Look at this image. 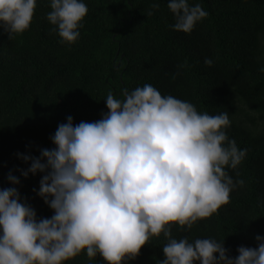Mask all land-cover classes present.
<instances>
[{"label": "trees", "instance_id": "obj_1", "mask_svg": "<svg viewBox=\"0 0 264 264\" xmlns=\"http://www.w3.org/2000/svg\"><path fill=\"white\" fill-rule=\"evenodd\" d=\"M83 2L88 13L72 44L62 43L47 20L49 0H36L22 34L9 38L0 28V190L17 188L38 221L50 219L54 210L37 195L46 173L25 178L19 170L31 160L17 154L40 158L42 149L56 147L51 137L67 117L74 126L98 121L109 111V93L123 100L125 90L151 84L198 113L227 112L228 139L247 150L235 169H224L234 185L229 203L191 229L173 223L172 238L214 239L230 258L241 246L258 248L255 237H264V0H189L208 13L190 33L174 30L169 0ZM10 172L18 185L8 181ZM167 243L163 233L151 236L124 264H159ZM63 264L107 262L83 250Z\"/></svg>", "mask_w": 264, "mask_h": 264}, {"label": "clouds", "instance_id": "obj_2", "mask_svg": "<svg viewBox=\"0 0 264 264\" xmlns=\"http://www.w3.org/2000/svg\"><path fill=\"white\" fill-rule=\"evenodd\" d=\"M49 2L47 20L61 42H76L87 5ZM167 7L175 17L174 30L185 33L208 15L189 0H169ZM35 8L36 0H0V28L9 38L22 34ZM124 97L109 93V111L98 121L74 126L67 117L51 137L56 147L42 149L40 158L17 154L31 160L30 168L19 170L25 178L46 173L37 195L54 215L38 221L17 188L0 190V264H63L83 250L90 259L99 254L107 264H124L161 233L168 243L159 264H264L260 235L258 248L241 246L236 258L214 239L189 242L171 236L173 223L191 229L229 203L234 185L224 169H235L247 150L228 139V113H198L191 103L162 96L151 84L125 90ZM7 179L20 183L11 172Z\"/></svg>", "mask_w": 264, "mask_h": 264}]
</instances>
